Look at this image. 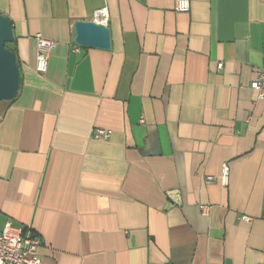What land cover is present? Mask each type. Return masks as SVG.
Returning <instances> with one entry per match:
<instances>
[{
  "label": "crops",
  "instance_id": "0c3cea01",
  "mask_svg": "<svg viewBox=\"0 0 264 264\" xmlns=\"http://www.w3.org/2000/svg\"><path fill=\"white\" fill-rule=\"evenodd\" d=\"M103 9L112 49L74 53L75 23ZM0 15L22 77L0 101V230L32 228L44 264H264V0H0ZM37 35L58 44L44 75Z\"/></svg>",
  "mask_w": 264,
  "mask_h": 264
},
{
  "label": "built area",
  "instance_id": "2783aa9c",
  "mask_svg": "<svg viewBox=\"0 0 264 264\" xmlns=\"http://www.w3.org/2000/svg\"><path fill=\"white\" fill-rule=\"evenodd\" d=\"M175 11L177 13H189L191 11V0H175ZM108 17L107 9L99 10L94 14V22ZM37 42V65L36 71L44 75L49 66V59L53 51L57 48V42L48 40L41 35L36 36ZM81 46L76 44L74 53H79ZM222 67V65H220ZM251 89L257 93L258 100H264V69L259 70L257 78L251 85ZM97 140L107 141L111 138V132L105 129L95 128L92 132ZM230 175L228 163L222 165L220 180L227 184ZM208 182H215V178H208ZM243 220L251 223L253 220L244 217ZM42 245V238L39 234L27 226H17L11 221L5 224L0 230V264H44L39 250Z\"/></svg>",
  "mask_w": 264,
  "mask_h": 264
},
{
  "label": "water",
  "instance_id": "95a60500",
  "mask_svg": "<svg viewBox=\"0 0 264 264\" xmlns=\"http://www.w3.org/2000/svg\"><path fill=\"white\" fill-rule=\"evenodd\" d=\"M14 41L12 22L0 15V101L15 100L21 88V70ZM75 43L84 48L110 51L111 30L106 24L94 21L76 22Z\"/></svg>",
  "mask_w": 264,
  "mask_h": 264
}]
</instances>
